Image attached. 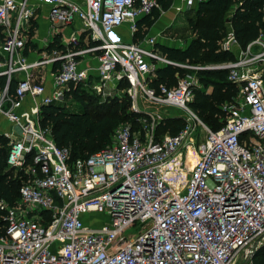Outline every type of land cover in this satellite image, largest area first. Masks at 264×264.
<instances>
[{
    "label": "built area",
    "instance_id": "2783aa9c",
    "mask_svg": "<svg viewBox=\"0 0 264 264\" xmlns=\"http://www.w3.org/2000/svg\"><path fill=\"white\" fill-rule=\"evenodd\" d=\"M198 2L179 0L175 9ZM42 6L52 24L80 27L59 49L27 52L26 31ZM154 8L157 0H0V116L10 125L0 134L9 140L8 167L26 177L14 206L0 201L6 222L0 264H237L260 247L264 38L243 48L228 28L220 48L234 59L192 67L226 68L237 87L223 107L229 116L213 131L190 107L200 85L195 74L173 87L150 86L155 70L171 63L155 37L110 36L127 24L133 37L137 21ZM122 83L140 127L120 124L89 157L72 160L40 126L41 107L63 106L71 87L106 101L119 96ZM169 108L180 110L185 126L158 134ZM199 128L205 139L189 143ZM189 145L198 158L183 174L176 169ZM167 169L176 174L166 178Z\"/></svg>",
    "mask_w": 264,
    "mask_h": 264
},
{
    "label": "trees",
    "instance_id": "16d2710c",
    "mask_svg": "<svg viewBox=\"0 0 264 264\" xmlns=\"http://www.w3.org/2000/svg\"><path fill=\"white\" fill-rule=\"evenodd\" d=\"M157 2L159 8H154L150 15L137 21L133 41L144 38L149 27L159 17L160 11H167L172 5V0ZM188 25L193 38L185 48L156 45L171 63L155 70L150 86L156 89L159 85L173 87L179 78L193 71L200 85L194 90L190 107L216 131L230 114L223 107L234 101L237 87L227 79L226 68L192 67L220 65L234 59L230 52L220 48L228 28L232 29L236 41L243 48L261 35L264 38V0H199L195 7V18H190ZM35 26L34 23L31 24L29 35H32ZM27 45V49H36L31 41ZM59 48V40L55 38L46 49L50 51ZM4 84V78H0V89ZM13 86L11 85V90ZM66 99H71L78 107L68 109L53 104L44 105L38 118L42 128L51 129L56 145L70 150L72 160L87 158L106 147L112 133L120 124L131 123L134 128L140 117V114L128 110L129 99L124 102L114 97L106 100L109 101L106 104H98L97 99L100 98L89 88L82 86L71 87L65 94ZM184 126L185 122L181 117H168L160 122L157 133L175 135ZM8 143V138L0 134V201L14 206L19 198L23 178L26 177L22 171L15 174L14 169L8 167ZM4 217L5 211L0 209V235L5 232ZM249 262L264 264V244L254 252Z\"/></svg>",
    "mask_w": 264,
    "mask_h": 264
},
{
    "label": "rangeland",
    "instance_id": "374dc122",
    "mask_svg": "<svg viewBox=\"0 0 264 264\" xmlns=\"http://www.w3.org/2000/svg\"><path fill=\"white\" fill-rule=\"evenodd\" d=\"M195 7L191 8L188 12H185L184 14H179L180 16L177 15V17L179 16L178 19L180 18V22L184 23L183 26L178 25V23L175 22V21H177L176 18H174L173 20H171L174 23V25H172L173 24L172 23L171 25H169L166 28H165V26H166L165 22H167L168 19H171L172 17H170V15H167L166 11L165 12L160 11L159 17L151 25V27H149V29L147 30V34L148 35L155 34L157 36V40H161V41L166 42V43L172 42L173 40H178V39L187 43L188 41H190L193 38V33H192L191 29L189 28L187 21L190 18H193V19L195 18ZM160 22H162V26H159ZM124 26H126V28L128 30L127 32L125 31V34L127 33L126 36H129L128 40L130 37L132 40V36L130 35L128 25L126 24ZM179 26H181V27H179ZM176 28H179V29H176ZM116 37H118V36L116 35ZM255 49H257V47H255ZM211 66L216 67L217 65L211 64ZM185 68L190 69L189 67H185ZM193 73L194 72L192 71L189 73V75H193ZM125 89H127L126 85L120 86V92H119L120 94L118 97H116V100L125 102L129 99V97L123 92V90H125ZM91 92H93V91H91ZM108 102L109 101H102L101 99L100 100L97 99L98 104H106ZM127 103L129 106V102H127ZM63 106L65 108H68V109H75L78 107V105H76L73 101H71V99H66ZM128 110H132L131 107H130V109L128 107ZM179 114H180V110L176 109V108H169L166 111V115H168L170 117L179 116ZM200 118L199 119L201 120L203 125L206 128L212 130L211 125L208 122H206L202 117H200ZM134 126H135L133 128L134 130H136V129L138 130L140 127L138 122L136 124H134ZM205 137H206V133L204 131V128H199V130L195 134H192L188 137V141L191 144L195 143V145H197L199 142L203 141L205 139ZM189 146H190L189 150L187 149L188 152H187V150L183 151L182 156H181V161L179 162L178 168L176 169L177 171L182 172L183 174H185L188 170H190V168L192 167V165L195 163V161L198 158L196 153L193 150V147H191V145H189ZM263 244H264V239L261 241L260 246H262ZM237 264H251V263L249 262V259L240 258Z\"/></svg>",
    "mask_w": 264,
    "mask_h": 264
},
{
    "label": "crops",
    "instance_id": "0c3cea01",
    "mask_svg": "<svg viewBox=\"0 0 264 264\" xmlns=\"http://www.w3.org/2000/svg\"><path fill=\"white\" fill-rule=\"evenodd\" d=\"M76 1H79V0H76ZM31 2L33 3V0H31ZM178 4H179V0H172L171 7L166 11L167 15H170V17H172V18L168 19V21L165 22V25H166L165 28L173 23L171 20H173L174 18H176L177 21H175V22H177L178 25H182V26L184 25L183 22H180V18L178 19V17L180 16L179 14H184L185 12H188L191 8L190 7L185 8L182 12H177L175 9V6H178ZM177 15H179V16L177 17ZM32 23H34L36 26L33 29L32 35H29L28 31L30 30ZM172 25H174V23ZM159 26H162V22H160ZM79 27H80V24L77 22L70 24V25H64V26L59 25V24H52L50 19H49V16H48V7L42 6L36 10V13L33 16V18L30 20V23L28 25V29L26 31L27 42L28 41L33 42V44L36 45V49H27L28 45H26V50H27V52H39V51L47 50L46 49L47 46L55 38H58L59 41L65 40L67 35L71 32V30H73L75 28H79ZM179 27H181V26H179ZM176 29H179V28H176ZM125 31L126 32L128 31L126 26H122V27L116 29L112 34H110V36L114 39L120 38V39L125 40V41L131 40V37L128 40L129 36H126L127 33L125 34ZM116 35L118 37H116ZM146 36L155 37L156 38V45L161 44V45H165V46L173 47V48H185V46L189 43V41L187 43H185L184 41H182L180 39L173 40L172 42L166 43V42H163L161 40H157V36L155 34H150V35L146 34ZM81 37H83V36H81ZM132 40H133V38H132ZM87 64L93 65L94 62L90 60L87 62ZM9 128H10V125L8 124V122L5 120L4 117L0 116V129L1 130H8Z\"/></svg>",
    "mask_w": 264,
    "mask_h": 264
},
{
    "label": "bare ground",
    "instance_id": "6f19581e",
    "mask_svg": "<svg viewBox=\"0 0 264 264\" xmlns=\"http://www.w3.org/2000/svg\"><path fill=\"white\" fill-rule=\"evenodd\" d=\"M182 173V172H181ZM176 174V170H172V169H167L165 171V176L166 178H170L172 176H174Z\"/></svg>",
    "mask_w": 264,
    "mask_h": 264
},
{
    "label": "water",
    "instance_id": "95a60500",
    "mask_svg": "<svg viewBox=\"0 0 264 264\" xmlns=\"http://www.w3.org/2000/svg\"><path fill=\"white\" fill-rule=\"evenodd\" d=\"M253 254H254V253H253ZM253 254H252V255H253ZM251 257H252V256H251Z\"/></svg>",
    "mask_w": 264,
    "mask_h": 264
}]
</instances>
